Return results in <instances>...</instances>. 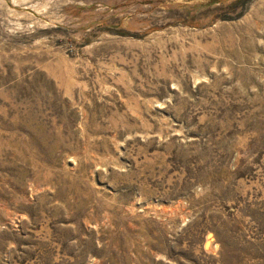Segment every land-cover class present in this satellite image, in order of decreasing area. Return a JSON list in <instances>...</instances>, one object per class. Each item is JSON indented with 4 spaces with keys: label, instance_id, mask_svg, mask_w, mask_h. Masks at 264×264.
<instances>
[{
    "label": "rangeland",
    "instance_id": "1",
    "mask_svg": "<svg viewBox=\"0 0 264 264\" xmlns=\"http://www.w3.org/2000/svg\"><path fill=\"white\" fill-rule=\"evenodd\" d=\"M0 264H264V0H0Z\"/></svg>",
    "mask_w": 264,
    "mask_h": 264
},
{
    "label": "bare ground",
    "instance_id": "2",
    "mask_svg": "<svg viewBox=\"0 0 264 264\" xmlns=\"http://www.w3.org/2000/svg\"><path fill=\"white\" fill-rule=\"evenodd\" d=\"M207 247H213L214 245V238H213V235H209V237L207 238Z\"/></svg>",
    "mask_w": 264,
    "mask_h": 264
}]
</instances>
